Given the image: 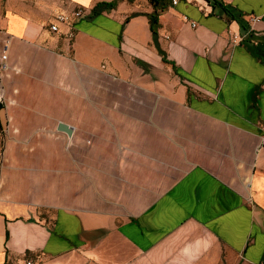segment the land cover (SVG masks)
<instances>
[{
  "label": "crops",
  "instance_id": "1",
  "mask_svg": "<svg viewBox=\"0 0 264 264\" xmlns=\"http://www.w3.org/2000/svg\"><path fill=\"white\" fill-rule=\"evenodd\" d=\"M103 1L0 11V264H264V0Z\"/></svg>",
  "mask_w": 264,
  "mask_h": 264
},
{
  "label": "trees",
  "instance_id": "2",
  "mask_svg": "<svg viewBox=\"0 0 264 264\" xmlns=\"http://www.w3.org/2000/svg\"><path fill=\"white\" fill-rule=\"evenodd\" d=\"M117 1L118 0H114V1L111 0V1H103V2L96 3L94 7L92 8L88 17L99 15L112 7L113 8L116 7ZM209 1L211 2L214 8L218 7L222 11V13H225L230 19L237 20L242 25V28L246 29L245 23L243 21L244 19L242 15L240 14V12H237L234 8L227 5V3H225L223 0H209ZM149 2L155 8L154 12L149 14V22H150V27L153 33L152 36L154 39V43L157 44V34H158V27H159V23H158L159 10L158 9L159 7H161L162 9L165 8L166 0H150ZM252 49H253L252 51H254L255 54H257L260 58L261 54L263 53L261 49L258 48L257 46ZM161 54L164 55L162 51H161ZM163 60L165 62H169L166 56L163 57Z\"/></svg>",
  "mask_w": 264,
  "mask_h": 264
},
{
  "label": "built area",
  "instance_id": "3",
  "mask_svg": "<svg viewBox=\"0 0 264 264\" xmlns=\"http://www.w3.org/2000/svg\"><path fill=\"white\" fill-rule=\"evenodd\" d=\"M83 16V10L79 8L74 12V17ZM56 21L58 22H69V17L64 14L60 13L56 15ZM259 17H255L254 21H257ZM52 31H58L59 26L56 23L51 24L50 26ZM10 45L9 40H6L0 46V76L6 71L7 69V62H8V46ZM0 102H2V98L0 97ZM27 264H34L31 260L27 262Z\"/></svg>",
  "mask_w": 264,
  "mask_h": 264
},
{
  "label": "rangeland",
  "instance_id": "4",
  "mask_svg": "<svg viewBox=\"0 0 264 264\" xmlns=\"http://www.w3.org/2000/svg\"><path fill=\"white\" fill-rule=\"evenodd\" d=\"M4 1L5 0H0V11H2L4 8H3V6H4ZM78 9V8H77ZM58 14H60V13H58ZM57 14V15H58ZM68 17H69V22H71L73 19H74V13H72V14H66ZM56 16V15H55ZM159 73L161 74V75H164V76H166V75H168V72L167 71H159ZM160 76V75H159ZM1 103H3V102H0V111H1V106H2V104ZM116 115L117 113H113V115ZM131 115H133V114H131ZM148 116H151L150 114H144L143 112H141L140 113V115H139V117L140 118H142V119H145L146 120V118H148ZM155 119H156V121H159L160 123H162L163 122V115H159V114H157V115H155ZM2 125H1V122H0V127H1Z\"/></svg>",
  "mask_w": 264,
  "mask_h": 264
},
{
  "label": "water",
  "instance_id": "5",
  "mask_svg": "<svg viewBox=\"0 0 264 264\" xmlns=\"http://www.w3.org/2000/svg\"><path fill=\"white\" fill-rule=\"evenodd\" d=\"M61 132L67 134L68 136H72L73 134V127H71L69 124H66L64 122L59 123V127H58Z\"/></svg>",
  "mask_w": 264,
  "mask_h": 264
}]
</instances>
